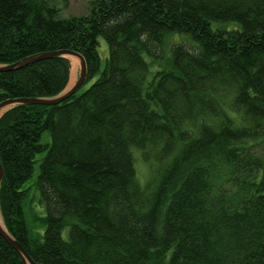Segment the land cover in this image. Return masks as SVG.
<instances>
[{
	"label": "trees",
	"instance_id": "trees-1",
	"mask_svg": "<svg viewBox=\"0 0 264 264\" xmlns=\"http://www.w3.org/2000/svg\"><path fill=\"white\" fill-rule=\"evenodd\" d=\"M67 5L0 0V65L59 50L87 64L68 99L0 116L8 232L36 264H264V0ZM175 33L194 48L170 44L152 72L145 53ZM70 62L0 72V103L62 93ZM0 264H29L2 233Z\"/></svg>",
	"mask_w": 264,
	"mask_h": 264
},
{
	"label": "water",
	"instance_id": "water-1",
	"mask_svg": "<svg viewBox=\"0 0 264 264\" xmlns=\"http://www.w3.org/2000/svg\"><path fill=\"white\" fill-rule=\"evenodd\" d=\"M69 54L75 55L80 59L81 62V74L79 76L78 81L68 90L63 91L62 93L53 96V97H38V98H20V99H8L0 103V112L3 110L8 109L12 107L13 105L16 104H43V105H53V104H58L69 97H71L74 93L79 91L84 84L86 83L87 80V64L84 59V57L76 52V51H71V50H59V51H54V52H47V53H40V54H35L30 57L24 58L23 60H20L16 63L11 64V65H0V72H7V71H12V70H17L22 67L27 66V64H31L34 62H37L39 60H42L44 58L52 57L55 55H62L65 57H68ZM4 176V169L2 162L0 160V182H2ZM1 184V183H0ZM0 233L11 243L12 246H14L18 251L22 253L23 256L27 259L29 264H36L34 260L29 256V254L26 252L24 249L23 245H21L12 235L8 232L6 229L5 225L2 227L0 225Z\"/></svg>",
	"mask_w": 264,
	"mask_h": 264
},
{
	"label": "rangeland",
	"instance_id": "rangeland-1",
	"mask_svg": "<svg viewBox=\"0 0 264 264\" xmlns=\"http://www.w3.org/2000/svg\"><path fill=\"white\" fill-rule=\"evenodd\" d=\"M90 0H68V5L63 6V16H70V15H82L86 14L88 12V4ZM213 28H216L219 26L217 22L213 23ZM228 27H233L231 24L228 25ZM168 44L167 47H164V52L162 58L158 55L155 54H149L148 52L145 53V58L147 61L150 62L151 64V71L154 72L157 67H159L162 62L165 60V58L169 55H171V48L173 43H181V44H186L190 48H194V45H192L188 39H190L189 36L182 34L181 33H175L170 35L168 38ZM187 40V41H186ZM171 44V45H170ZM99 53L100 57L102 60V66H104L106 59L109 55V49H108V44L104 38H100V46H99ZM81 72V62H80V67L78 68V72L76 73L75 78L69 83V86L67 87L66 90L71 88L79 79L80 73ZM88 84L85 86L87 87ZM42 154H40L38 157H41ZM136 156V163H137V170L140 178L143 181H147L150 176H151V167L150 164L145 160L142 154L139 152L135 154ZM39 163V162H38ZM38 163L36 164V172L35 174L37 175L38 173ZM63 237L65 239L69 238V228L66 227L63 230Z\"/></svg>",
	"mask_w": 264,
	"mask_h": 264
},
{
	"label": "bare ground",
	"instance_id": "bare-ground-1",
	"mask_svg": "<svg viewBox=\"0 0 264 264\" xmlns=\"http://www.w3.org/2000/svg\"><path fill=\"white\" fill-rule=\"evenodd\" d=\"M68 58L71 61L70 62L71 63V80H70V82H71L75 78L76 73L78 72V68L80 67V59L77 56L72 55V54H69ZM2 112H0V115L2 114ZM3 224H4V222H3L1 211H0V225L2 227H4Z\"/></svg>",
	"mask_w": 264,
	"mask_h": 264
}]
</instances>
